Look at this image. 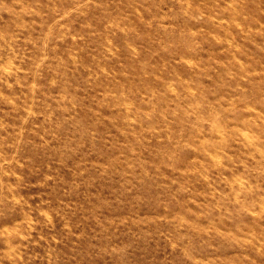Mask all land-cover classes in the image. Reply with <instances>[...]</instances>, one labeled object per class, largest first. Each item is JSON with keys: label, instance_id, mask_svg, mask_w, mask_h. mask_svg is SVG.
<instances>
[{"label": "rangeland", "instance_id": "1", "mask_svg": "<svg viewBox=\"0 0 264 264\" xmlns=\"http://www.w3.org/2000/svg\"><path fill=\"white\" fill-rule=\"evenodd\" d=\"M0 264H264V0H0Z\"/></svg>", "mask_w": 264, "mask_h": 264}]
</instances>
